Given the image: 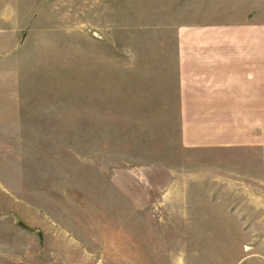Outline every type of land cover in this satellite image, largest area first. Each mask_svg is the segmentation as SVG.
Returning a JSON list of instances; mask_svg holds the SVG:
<instances>
[{
  "label": "rangeland",
  "instance_id": "rangeland-1",
  "mask_svg": "<svg viewBox=\"0 0 264 264\" xmlns=\"http://www.w3.org/2000/svg\"><path fill=\"white\" fill-rule=\"evenodd\" d=\"M246 11L264 0H0V264H264L241 150L184 142L177 110V29Z\"/></svg>",
  "mask_w": 264,
  "mask_h": 264
},
{
  "label": "crops",
  "instance_id": "crops-1",
  "mask_svg": "<svg viewBox=\"0 0 264 264\" xmlns=\"http://www.w3.org/2000/svg\"><path fill=\"white\" fill-rule=\"evenodd\" d=\"M249 13L233 28L212 27L201 34L177 29L178 46L197 47L193 54L176 55L177 110L189 119L184 142L241 150L237 174L252 187L242 191L264 192V19ZM258 203L264 205V197ZM254 215L253 222L262 221ZM236 216L244 222V215Z\"/></svg>",
  "mask_w": 264,
  "mask_h": 264
}]
</instances>
